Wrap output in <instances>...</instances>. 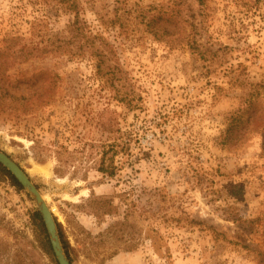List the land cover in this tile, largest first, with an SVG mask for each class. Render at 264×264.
I'll return each mask as SVG.
<instances>
[{
    "label": "rangeland",
    "instance_id": "374dc122",
    "mask_svg": "<svg viewBox=\"0 0 264 264\" xmlns=\"http://www.w3.org/2000/svg\"><path fill=\"white\" fill-rule=\"evenodd\" d=\"M75 11L74 54L56 52ZM10 37L47 52L5 62L17 108L0 96V152L38 188L71 264H264V0H0V49ZM99 141L122 146L113 178L88 159ZM33 209L0 178V264H53L33 249ZM113 224L133 250L113 255Z\"/></svg>",
    "mask_w": 264,
    "mask_h": 264
},
{
    "label": "trees",
    "instance_id": "16d2710c",
    "mask_svg": "<svg viewBox=\"0 0 264 264\" xmlns=\"http://www.w3.org/2000/svg\"><path fill=\"white\" fill-rule=\"evenodd\" d=\"M84 29H85L84 24L80 22V20L78 19L77 11H75L74 21L71 24H69L67 28L66 37H63V39L55 38L57 41L56 52L74 54V49H73V46L71 45L73 44L74 40H77L79 36H82ZM22 43H23V39H21L20 37H10L9 39H7L6 46L3 47V49H0V74H1L0 80L1 79L3 80L4 75L2 76V74L6 72V67H5L6 61H10L12 63L23 64L29 61L30 59L36 56H39V55H44L47 52V47H42L40 49L30 48L27 45H24ZM81 50H82L81 47L77 49V51H81ZM81 53H84V52H77L76 54H81ZM1 83L3 86L5 85V83L3 82ZM18 84L19 83H17V85ZM14 88H16V85ZM1 90L2 89L0 88V91ZM1 95L7 96L11 100L12 104H14L15 109L17 108L16 103H15L16 97L14 95H11V94L9 95L7 92H3V93L0 92V96ZM256 106L257 105L255 103H252L251 105L249 103L248 105L243 106L242 109L239 110V112L242 110V112H240V116L237 115L236 117L233 118L231 122L232 124L228 127V130L226 131V134L228 135V137L231 136V134L233 135V133L235 132H240L247 126L250 116L256 113V110L258 108ZM251 107L253 108V110L250 109ZM248 112L250 114L248 118L245 120L244 116L248 115ZM97 126L101 128L103 132L110 133V125H107L101 120L97 121ZM254 130L256 131L257 129H253V131ZM89 146L93 151H91L88 154V159L95 160V157L97 156L99 158L98 161L96 162V166H97L96 171L101 173L105 177L113 178L116 175V172L118 171V167L114 166L112 162L113 157L117 155L119 152H121L122 146H120L118 143H106L104 141L93 142ZM61 150L63 151L62 153L58 152L56 154H58L57 156H61L62 154H65L67 156L63 164L67 165L68 163L73 162L74 153L68 152L65 149L63 150L62 148ZM81 152L83 153L84 151L81 150ZM109 152H112V156L107 158V155ZM58 162H59V157H58ZM65 172H66V169L62 167H57L54 170V173L56 175H64ZM0 178H2L3 180L5 179L9 181L11 186L14 187L17 191H22V188L20 187V185L14 180V178L10 175L9 172H7L3 167H1V165H0ZM101 202H102V205L108 208H110V206L112 205L111 200L108 198L101 199ZM30 218H31V223L34 225L36 233L39 237V243L37 247H33V249H35L41 255H44L45 257H47L51 261V263L57 264L54 260L51 246L48 241V236L46 234L41 217L35 211V209L32 210ZM122 227H123L122 225L119 226L118 224H113L106 231L107 235L110 234L114 236L115 251L113 255H116L117 253L121 251L128 252V251L133 250V247L131 245L126 244L128 241L123 240ZM57 228H58V234H59L63 249L70 263H72V259L70 255L72 252V249L68 241L65 239L61 231V226L59 224H57ZM17 252L20 253L21 251L19 252L18 250ZM0 256H2V254ZM19 260H21V258ZM0 263L2 262L0 261ZM15 264H19V263H15Z\"/></svg>",
    "mask_w": 264,
    "mask_h": 264
},
{
    "label": "water",
    "instance_id": "95a60500",
    "mask_svg": "<svg viewBox=\"0 0 264 264\" xmlns=\"http://www.w3.org/2000/svg\"><path fill=\"white\" fill-rule=\"evenodd\" d=\"M0 165L10 173L34 204L35 211L40 215L44 225L56 263L71 264L63 249L54 216L38 188L31 182L27 174L2 152H0Z\"/></svg>",
    "mask_w": 264,
    "mask_h": 264
},
{
    "label": "bare ground",
    "instance_id": "6f19581e",
    "mask_svg": "<svg viewBox=\"0 0 264 264\" xmlns=\"http://www.w3.org/2000/svg\"><path fill=\"white\" fill-rule=\"evenodd\" d=\"M48 167V166H47ZM40 170H42V169H40ZM47 170V169H46ZM43 171V170H42ZM48 171V170H47ZM39 172V171H38ZM44 173V172H43ZM45 174V173H44ZM49 175V174H48Z\"/></svg>",
    "mask_w": 264,
    "mask_h": 264
}]
</instances>
